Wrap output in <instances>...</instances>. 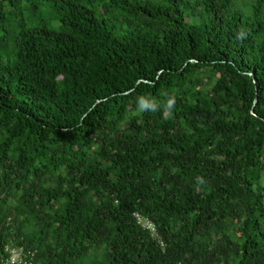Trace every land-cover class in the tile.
I'll return each mask as SVG.
<instances>
[{"label": "trees", "instance_id": "obj_1", "mask_svg": "<svg viewBox=\"0 0 264 264\" xmlns=\"http://www.w3.org/2000/svg\"><path fill=\"white\" fill-rule=\"evenodd\" d=\"M7 247L264 264V0H0Z\"/></svg>", "mask_w": 264, "mask_h": 264}, {"label": "clouds", "instance_id": "obj_2", "mask_svg": "<svg viewBox=\"0 0 264 264\" xmlns=\"http://www.w3.org/2000/svg\"><path fill=\"white\" fill-rule=\"evenodd\" d=\"M175 97H169L166 102L163 104V111L166 115H170L175 107ZM161 105H158L157 102L151 97L139 96L137 97V106H136V115H142L147 112H156L159 110ZM200 183L203 184L205 181L203 178H199Z\"/></svg>", "mask_w": 264, "mask_h": 264}, {"label": "built area", "instance_id": "obj_3", "mask_svg": "<svg viewBox=\"0 0 264 264\" xmlns=\"http://www.w3.org/2000/svg\"><path fill=\"white\" fill-rule=\"evenodd\" d=\"M139 221L142 222V219L139 218ZM144 225L152 228V225L148 222H145ZM6 252L8 253L9 257L4 261L3 264H33L35 253L28 252V254L25 255L22 249H16L14 247H7Z\"/></svg>", "mask_w": 264, "mask_h": 264}]
</instances>
